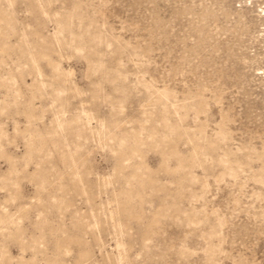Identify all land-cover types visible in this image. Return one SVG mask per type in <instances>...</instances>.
I'll return each instance as SVG.
<instances>
[{"label": "rangeland", "instance_id": "1", "mask_svg": "<svg viewBox=\"0 0 264 264\" xmlns=\"http://www.w3.org/2000/svg\"><path fill=\"white\" fill-rule=\"evenodd\" d=\"M261 169L264 0H0V264H264Z\"/></svg>", "mask_w": 264, "mask_h": 264}, {"label": "bare ground", "instance_id": "2", "mask_svg": "<svg viewBox=\"0 0 264 264\" xmlns=\"http://www.w3.org/2000/svg\"><path fill=\"white\" fill-rule=\"evenodd\" d=\"M38 6H40V4H38ZM44 8V7H43ZM42 8V9H43ZM46 11V10H45ZM70 18H72L73 17V15H70L69 16ZM55 40H57V38L55 39ZM58 42V41H57ZM58 44H59V42H58ZM61 44V43H60ZM59 44V45H60ZM62 45V44H61ZM164 95H168V93L167 92H164L163 93ZM220 137H225V133L224 132H221V134H220ZM211 149L210 150H214V147L212 146V145H210L209 146ZM31 154V151H29V155ZM28 155V156H29ZM224 174H227L229 177H231V178H233V179H236L237 177H238V172H237V170H235V169H230V168H228V169H226V172L224 173ZM251 178L253 179V180H255L257 183H259V184H261V185H263L264 186V169H261V171L259 172V173H252L251 175ZM259 196V195H258Z\"/></svg>", "mask_w": 264, "mask_h": 264}]
</instances>
